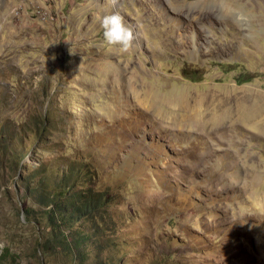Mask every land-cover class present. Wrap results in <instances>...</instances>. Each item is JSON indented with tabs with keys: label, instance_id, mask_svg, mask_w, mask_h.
I'll use <instances>...</instances> for the list:
<instances>
[{
	"label": "rangeland",
	"instance_id": "1",
	"mask_svg": "<svg viewBox=\"0 0 264 264\" xmlns=\"http://www.w3.org/2000/svg\"><path fill=\"white\" fill-rule=\"evenodd\" d=\"M233 2L264 26V0ZM208 4L0 0L5 264H97L92 253L106 264H264V133L229 123L187 131L143 104L148 94L176 105L209 88L264 89V35L245 39ZM114 11L134 33L126 52L102 36L100 17ZM69 166L94 169L92 186L76 179L78 193L92 189L111 203L109 220L80 214L67 228H98L86 262L55 241L43 218L50 198L34 192L40 177L59 181L57 169ZM58 187L46 183L48 192Z\"/></svg>",
	"mask_w": 264,
	"mask_h": 264
},
{
	"label": "bare ground",
	"instance_id": "2",
	"mask_svg": "<svg viewBox=\"0 0 264 264\" xmlns=\"http://www.w3.org/2000/svg\"><path fill=\"white\" fill-rule=\"evenodd\" d=\"M145 80L147 81V79ZM132 81H134V79H132ZM128 84L129 83H127V85ZM129 86H131V84H129ZM144 96H146V94ZM164 99L159 97V95L148 94L147 97L143 99V104L153 113H156L160 119L166 118L170 123L177 122L176 126L179 125L178 127L181 129L185 128L187 131H189V129L200 131L210 129L214 131L219 128V126L229 123L233 126L241 125L248 128L250 127L252 130L255 129L264 133V89L260 86L232 84L226 89L209 88V90L202 93L199 92L198 94H190L189 92V94H184L181 98L178 97L175 101L176 105L172 103L167 105L168 101ZM170 104L174 106H170ZM164 107L171 109V111L165 112L166 110ZM229 143L231 144V142Z\"/></svg>",
	"mask_w": 264,
	"mask_h": 264
},
{
	"label": "trees",
	"instance_id": "3",
	"mask_svg": "<svg viewBox=\"0 0 264 264\" xmlns=\"http://www.w3.org/2000/svg\"><path fill=\"white\" fill-rule=\"evenodd\" d=\"M57 171V175L60 176L59 181L57 177H53L52 172H47V177L44 179L40 177L41 182L39 184L42 189H35L34 192L41 193L42 198H50L48 203L49 208L45 211L46 215L43 216V218L51 225L55 241L59 243L64 251L71 252L65 253L66 255H71L79 262H86L89 258L86 253L88 246H92L93 242L91 243V241L99 237L98 228L96 226H81L80 228L70 230V233H68L67 228L76 222L75 218H79L78 216L80 214H85L87 216L95 214L109 220L107 215L102 216V214L104 211H108L111 203L108 204L107 200L109 197L105 193L99 197L94 195L95 193L92 189H83V194L78 193L75 189L78 187V183L74 182L76 179L80 178H83V185L87 182H90L91 186L93 185L92 173L94 169L88 170L86 175H80L83 174L82 170L74 166H69L66 169L58 168ZM51 180L59 182L65 188L58 187L48 192L46 183ZM32 211L33 209L31 207H26L24 217L29 219L33 215ZM2 253L3 254L0 255V264H5L7 257L10 256L12 252L9 248H3ZM92 254L97 264H106L103 261L101 253Z\"/></svg>",
	"mask_w": 264,
	"mask_h": 264
},
{
	"label": "clouds",
	"instance_id": "4",
	"mask_svg": "<svg viewBox=\"0 0 264 264\" xmlns=\"http://www.w3.org/2000/svg\"><path fill=\"white\" fill-rule=\"evenodd\" d=\"M214 19L221 24L234 25L249 41L264 35V26L256 24V17L243 4L233 0H209ZM102 36L105 43L120 51H128L133 44L134 33L118 11L100 17Z\"/></svg>",
	"mask_w": 264,
	"mask_h": 264
}]
</instances>
